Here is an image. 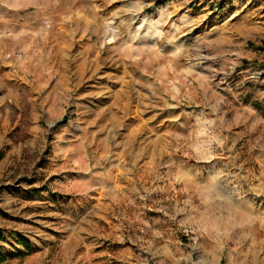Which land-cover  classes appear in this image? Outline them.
<instances>
[{"label":"rangeland","instance_id":"1","mask_svg":"<svg viewBox=\"0 0 264 264\" xmlns=\"http://www.w3.org/2000/svg\"><path fill=\"white\" fill-rule=\"evenodd\" d=\"M0 264H264V0H0Z\"/></svg>","mask_w":264,"mask_h":264},{"label":"trees","instance_id":"2","mask_svg":"<svg viewBox=\"0 0 264 264\" xmlns=\"http://www.w3.org/2000/svg\"><path fill=\"white\" fill-rule=\"evenodd\" d=\"M18 240H20V241H23V239H22V238H19Z\"/></svg>","mask_w":264,"mask_h":264}]
</instances>
